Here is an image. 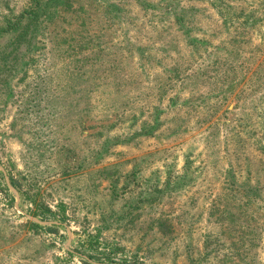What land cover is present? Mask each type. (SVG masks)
Masks as SVG:
<instances>
[{"label":"rangeland","instance_id":"obj_1","mask_svg":"<svg viewBox=\"0 0 264 264\" xmlns=\"http://www.w3.org/2000/svg\"><path fill=\"white\" fill-rule=\"evenodd\" d=\"M0 264H264V0H0Z\"/></svg>","mask_w":264,"mask_h":264},{"label":"water","instance_id":"obj_2","mask_svg":"<svg viewBox=\"0 0 264 264\" xmlns=\"http://www.w3.org/2000/svg\"><path fill=\"white\" fill-rule=\"evenodd\" d=\"M6 180L9 181V177L6 175Z\"/></svg>","mask_w":264,"mask_h":264}]
</instances>
